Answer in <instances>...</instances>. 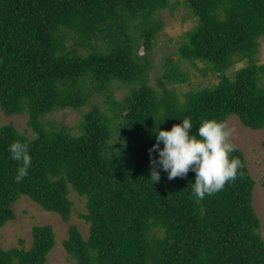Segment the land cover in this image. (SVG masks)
<instances>
[{"label": "trees", "instance_id": "1", "mask_svg": "<svg viewBox=\"0 0 264 264\" xmlns=\"http://www.w3.org/2000/svg\"><path fill=\"white\" fill-rule=\"evenodd\" d=\"M175 3L198 19L181 43V58L206 63L219 78L184 99L167 86L188 80L172 62L166 81L149 84L148 56L162 28L155 14L172 0H0V108L8 116L27 114L30 127L29 133L0 125V229L17 218L13 204L24 195L69 222L74 191L86 199L80 216L90 226L86 238L71 224L63 241L74 264H264L256 180L241 148L231 155L243 175L202 200L191 194L192 171L169 180L157 168L154 183L149 156L155 131L186 117L192 131L202 119L226 122L233 114L246 127L264 128V63L257 57L264 0ZM115 87L128 90L116 99ZM96 92L106 109L93 104ZM86 105L78 132L44 121ZM14 140L26 141L32 156L19 184L7 151ZM32 237L29 248L23 238L10 249L0 244V264H46L57 242L53 225H34Z\"/></svg>", "mask_w": 264, "mask_h": 264}, {"label": "rangeland", "instance_id": "2", "mask_svg": "<svg viewBox=\"0 0 264 264\" xmlns=\"http://www.w3.org/2000/svg\"><path fill=\"white\" fill-rule=\"evenodd\" d=\"M177 0H172L174 4L170 7L161 10L155 14V19L162 23L161 30L156 34L155 46L149 53V84L158 86V80L166 81L163 74L168 69L170 62L178 65L180 69L188 77L185 82L171 83L167 86L175 88L180 96L184 99V94L189 90H199L204 87L215 85L219 78L211 70L207 69L204 62L197 61L196 65L189 61H183L179 54V48L183 41L187 40V33L195 28L198 24V19L192 15L187 6L182 3L176 4ZM260 48L257 57L260 63H264V38L260 40ZM138 54L144 53L143 40L138 41ZM88 48L81 47L80 51L85 53ZM247 65V61L237 63L231 69V75L241 67ZM264 79V78H263ZM264 83V81H263ZM159 87V86H158ZM115 98H122L128 89L119 90L115 87ZM97 103L102 108L106 109L104 96L96 92L93 95V104ZM91 106L86 105L81 110L77 111L72 108H65L48 114L44 121L54 123L58 127L64 125L67 129L74 128L73 132L77 131V126L82 119L83 114L90 110ZM13 123L20 132L28 131L27 114L6 115L0 108V125ZM226 125L233 130L229 137L230 142L241 148L248 160L250 171L256 180L254 189L253 204L257 214L262 221V234L264 237V128L252 129L242 124L240 118L233 114L227 121ZM74 202V209L69 222L52 211H47L39 203L24 195L15 204L13 209L17 214V218L9 221L0 229V244L4 249H10L14 246H19L20 239H25V247L29 248L32 245V229L36 224L45 225L51 224L56 232V245L48 256L46 264H74L68 259V254L63 246V241L68 238V231L71 224L79 226L80 230L86 238L89 236V224L80 216L85 213L86 199L79 196L74 191L70 194Z\"/></svg>", "mask_w": 264, "mask_h": 264}, {"label": "clouds", "instance_id": "3", "mask_svg": "<svg viewBox=\"0 0 264 264\" xmlns=\"http://www.w3.org/2000/svg\"><path fill=\"white\" fill-rule=\"evenodd\" d=\"M192 129V120L186 117L170 130L158 128L155 131L156 142L149 148L152 164L150 178L154 183L160 180L157 168L167 172L169 180L184 178L192 171L195 176L190 185L191 194L202 200L206 195L221 191L227 183L234 182L238 175H243L240 171L243 164L231 155L238 151V147L230 142L233 130L227 127L225 121L205 118L195 131ZM7 151L18 164L14 180L19 184L32 167L30 146L26 141L14 140ZM154 153L158 154V158L154 157Z\"/></svg>", "mask_w": 264, "mask_h": 264}]
</instances>
